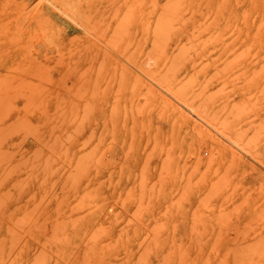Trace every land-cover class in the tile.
<instances>
[{
	"label": "rangeland",
	"instance_id": "obj_1",
	"mask_svg": "<svg viewBox=\"0 0 264 264\" xmlns=\"http://www.w3.org/2000/svg\"><path fill=\"white\" fill-rule=\"evenodd\" d=\"M0 264H264V0H0Z\"/></svg>",
	"mask_w": 264,
	"mask_h": 264
},
{
	"label": "bare ground",
	"instance_id": "obj_2",
	"mask_svg": "<svg viewBox=\"0 0 264 264\" xmlns=\"http://www.w3.org/2000/svg\"><path fill=\"white\" fill-rule=\"evenodd\" d=\"M33 8H35V7H33ZM26 11V10H25ZM57 11V10H56ZM27 12V11H26ZM33 12L34 11H31V13L33 14ZM60 12H61V10H60ZM23 14V13H22ZM66 14V13H65ZM26 16V15H25ZM29 16V15H28ZM31 16H33V15H31ZM27 17V16H26ZM31 18H33V17H31ZM24 19V18H23ZM18 20V19H17ZM7 23V22H6ZM17 23V22H16ZM4 24V23H3ZM18 26V25H17ZM40 27V26H39ZM23 30V29H22ZM43 33V32H42ZM47 38V37H46ZM51 42V41H50ZM33 44V43H32ZM34 45V44H33ZM31 49V48H30ZM20 68V67H19ZM180 81V80H179ZM159 83H161V82H159ZM188 87V86H187ZM181 90V89H180Z\"/></svg>",
	"mask_w": 264,
	"mask_h": 264
}]
</instances>
